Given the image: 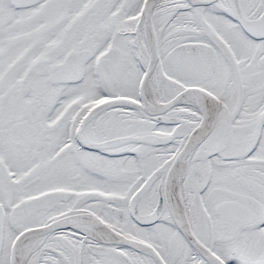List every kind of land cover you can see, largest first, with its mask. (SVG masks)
Segmentation results:
<instances>
[{
	"label": "snow or ice",
	"instance_id": "1",
	"mask_svg": "<svg viewBox=\"0 0 264 264\" xmlns=\"http://www.w3.org/2000/svg\"><path fill=\"white\" fill-rule=\"evenodd\" d=\"M0 264H264V0H0Z\"/></svg>",
	"mask_w": 264,
	"mask_h": 264
}]
</instances>
